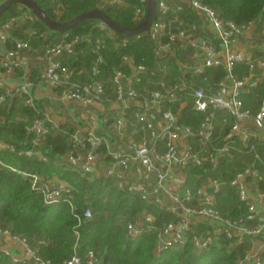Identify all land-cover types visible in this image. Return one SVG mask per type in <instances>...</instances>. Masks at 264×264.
Segmentation results:
<instances>
[{"label":"built area","instance_id":"1","mask_svg":"<svg viewBox=\"0 0 264 264\" xmlns=\"http://www.w3.org/2000/svg\"><path fill=\"white\" fill-rule=\"evenodd\" d=\"M101 1L112 6H122L126 2ZM138 1L133 16L137 23L144 15V0ZM156 3L157 11L148 35L154 42L153 52L158 59L176 58L180 75L172 82L161 80L159 88L152 91L137 88L149 72L145 65L136 63L135 58L127 54L122 55L121 64L108 75L109 87L97 78L100 73L97 64L103 61L101 50L105 47V36L112 38L114 35L104 23L97 25L103 36L96 39L93 46L95 67L91 80L86 82L74 79L60 57L73 53L77 43L90 42V34L70 39L64 36L58 42H46V32L28 29L29 37L37 36L42 40L39 47H33L28 39L10 36L14 26L34 19L30 12H24L23 18H9L0 25V43L6 50L1 58L2 72L13 74L16 69L22 70L13 86L6 84L0 75V106L18 98L24 106L40 113L25 127L30 137L27 139L29 146L19 149L17 154L47 159L41 147L61 125L53 122L47 107H37L41 96L36 91L54 90L62 103L75 108L80 106L83 111V123L79 121L69 133V146L60 155V160L92 177L114 178L119 189L137 193L142 199L177 215L175 221L154 228L155 254L167 248H180L188 240L196 251H202L219 234L235 242H241L245 236L251 241L264 239V188L258 185L264 183V158L256 151L257 145H264V96L255 112L245 107L242 99L249 88L264 82V19L241 25L221 18L212 7L199 0H156ZM186 8L193 10L198 18L182 17L180 12L184 13ZM246 32L250 33V44L244 48L241 38ZM122 42L125 44L126 39ZM28 53L36 54L37 58L41 55L45 61L34 76ZM239 64L246 66V73H235ZM211 67L223 69L221 80L214 89L198 86L192 78L204 75ZM186 99L195 110L206 113L196 128L179 122ZM216 111L224 112L220 122L228 126L219 146L213 144ZM100 128L102 132H99ZM235 139L247 152H254L255 158L244 163L230 181L237 189L239 200L247 204L248 214L229 219L215 208V193L220 183L209 178L201 185L191 187L183 173L188 166L199 167L205 162L215 166L219 158L235 149ZM7 149L15 151L13 146L0 141V150ZM0 165H5L1 158ZM20 173L28 179L31 189L41 194L44 204L66 199L74 209L71 187L66 182L36 172ZM174 179L179 190L171 187ZM178 207H181V213L177 212ZM91 216L90 208H85L83 217L89 219ZM153 219L143 213L128 223L127 235L136 236L145 227L152 228L149 223ZM199 224L205 228H197ZM0 238L21 245L23 255L19 258H12L10 251L0 245V250L14 261L27 260L29 253L31 264H53L42 260L29 248L24 237L11 234L7 228L0 227ZM87 258L88 264L98 263L92 251L88 252ZM81 261L75 250L70 258L59 264H81ZM238 264H264V252H247Z\"/></svg>","mask_w":264,"mask_h":264},{"label":"trees","instance_id":"2","mask_svg":"<svg viewBox=\"0 0 264 264\" xmlns=\"http://www.w3.org/2000/svg\"><path fill=\"white\" fill-rule=\"evenodd\" d=\"M36 1L51 17L59 21H66L89 9L101 8L125 26L130 27L137 23L133 16L135 8L139 5L138 0H126L122 6L105 5L101 0ZM199 1L212 7L221 18L237 24L245 25L250 21L264 19V0ZM24 12L30 10L20 4L11 5L0 15V25ZM30 14L34 19L25 20L14 26L10 36L28 39L33 47H39L42 40L37 36L29 37L26 33L28 29L46 32V42H58L64 36L70 39L77 35L90 34V42L77 43L74 52L65 53L60 60L62 65L72 72L74 79L80 82L91 80L96 56L93 53V46L96 39L103 36V31L95 25L97 20H84L65 31H56L48 28L31 12ZM180 15L184 18H198L190 8H186L184 13L180 12ZM123 39H126L125 44L122 42ZM153 45V40L145 32L139 36H126L116 32L112 38L105 36V47L101 50L103 61L97 64L100 72L97 78L108 83V75L121 64L122 55L127 54L133 56L136 63L143 64L148 69L149 73L136 85L139 90L146 88L152 91L159 88V83L163 79L166 82L176 80L180 75L177 59L156 58ZM37 72L38 69L35 67L32 76ZM246 72L245 65H237L235 69L237 75ZM223 75V69L211 67L204 75L194 76L192 79L198 86L214 89ZM107 85L109 87V83ZM263 96L262 81L256 87L249 88L242 95V99L245 107L255 112ZM36 105L41 106L39 102ZM223 113L215 112L217 119L214 125L213 144L218 146L223 143V138L228 132V126H221L218 121ZM38 115L40 113L24 106L18 98L0 106V141L13 146L15 150H0V158L5 164L0 165V227L7 228L13 235L24 237L29 248L42 260L59 264L70 258L76 250L82 260L81 264H88L89 251L95 254L97 264H238V260L250 249L251 240L247 236L241 242H235L226 238L224 234H219L215 241L202 251H196L188 240L180 248H167L155 254L154 228L175 221L177 215L142 199L137 193L119 189L114 178L92 177L62 162L60 155L68 149L69 133L74 127L69 121L63 122L60 129L53 130L45 145L41 147V151L47 157L46 160L36 156L18 155V150L24 148L27 139L30 138L25 127ZM205 117L206 113L195 110L188 99L180 110L179 122L196 128ZM234 145L235 149H231L229 155L219 158L215 166L205 162L202 166H188L184 169L189 175H200L198 185L205 178L216 179L220 183L219 190L215 193V208L229 219L245 217L248 214L247 204L239 200L237 189L230 181L243 168L244 163L255 158L254 152H247L237 139ZM256 151L264 158V145H257ZM259 162L257 160L258 164ZM20 171L36 172L47 177L56 176L66 182L71 187L74 209L70 208L66 199L50 205L44 204L41 194L31 189L28 179ZM258 185L264 188L263 182ZM85 208H90L92 212L89 219L83 217ZM143 213L153 216L154 219L149 223L152 228L145 227L136 236L127 235L128 223L134 222ZM196 227L205 228L200 224ZM31 263V260L25 258L14 261L0 250V264Z\"/></svg>","mask_w":264,"mask_h":264},{"label":"water","instance_id":"3","mask_svg":"<svg viewBox=\"0 0 264 264\" xmlns=\"http://www.w3.org/2000/svg\"><path fill=\"white\" fill-rule=\"evenodd\" d=\"M20 4L27 9L42 23H44L51 30L56 31H65L75 26L81 21L96 19V26L100 23H104L107 28L113 30L114 32L126 36H132L139 33L145 32L147 35L150 33V27L154 21L156 11H157V3L156 0H144L142 5L144 7V15L142 20H140L137 24L133 26H125L115 19H113L106 11L101 8H93L81 12L72 16L70 19L66 21H59L51 17L47 11L36 1V0H2L0 2V15L5 12L11 5ZM6 50L4 46L0 43V54L5 55ZM52 103L56 106H59V102L57 100H52ZM155 132H157V128H155ZM181 207L177 208V212L181 213ZM27 260L30 259V254H27Z\"/></svg>","mask_w":264,"mask_h":264},{"label":"crops","instance_id":"4","mask_svg":"<svg viewBox=\"0 0 264 264\" xmlns=\"http://www.w3.org/2000/svg\"><path fill=\"white\" fill-rule=\"evenodd\" d=\"M21 18H23L22 15H20ZM22 22V21H21ZM250 33L246 32L243 37L241 38V45L244 48H247L249 46V36ZM28 57L30 58V63L32 62L33 64H37L38 66V62L36 63V60H40L39 58H37L36 54H30L28 53ZM1 58L2 55L0 54V75L3 78V80L6 82V84L8 85H15L18 81V78L20 76V71H22L21 69H16L15 73L13 74H5L2 72V68H1ZM45 64V61H44ZM33 68V67H32ZM42 90V91H41ZM41 90H37L36 93L41 96L40 98V105H42L43 107H47L49 109V112L51 114V117L53 119V122L58 126L61 125L63 122L69 121L70 123H72L73 125H79V121H81V123H83V111L81 110L80 106H76V108L74 106H69L65 103H62L60 100H58V95L57 92L54 90H50L47 92V90L45 89H41ZM57 100L59 102V106H56L52 103V100ZM220 122V119L218 120ZM221 123V122H220ZM214 124H216V121L214 122ZM83 125V124H82ZM221 126H224L221 123ZM102 129H104L103 127H101ZM101 128L99 129V132L101 131ZM188 168V167H187ZM185 174V177L187 179V184L191 187H195L197 186V181L200 177V175H193V174ZM209 178H205L203 181H201V183L199 185H201L203 182L208 181ZM171 187L173 189H178L179 190V184L176 182V179L171 181ZM203 225V224H202ZM5 241V245L3 247L7 248L10 251V254L12 256V258H19L23 255V249L21 247V245L17 242L14 241H10V240H4ZM264 252V239H255L251 241V246L250 249L248 250V253L250 254H262Z\"/></svg>","mask_w":264,"mask_h":264},{"label":"rangeland","instance_id":"5","mask_svg":"<svg viewBox=\"0 0 264 264\" xmlns=\"http://www.w3.org/2000/svg\"><path fill=\"white\" fill-rule=\"evenodd\" d=\"M103 4H105V5H110V4H107V3H105V2H102ZM144 11V10H143ZM38 53H41V52H38ZM41 57V55H39V58ZM39 63L38 64V66H37V64H33L32 62H31V67H33V69L35 68V67H37V69H39V67H42V65H44V59H43V57H41L40 58V60H36V63ZM0 245H5V241L4 240H2L1 238H0ZM11 257V256H10ZM13 260V259H12Z\"/></svg>","mask_w":264,"mask_h":264}]
</instances>
